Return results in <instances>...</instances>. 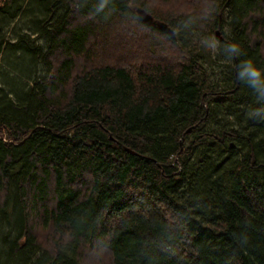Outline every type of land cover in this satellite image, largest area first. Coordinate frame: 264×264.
<instances>
[{
  "label": "trees",
  "instance_id": "16d2710c",
  "mask_svg": "<svg viewBox=\"0 0 264 264\" xmlns=\"http://www.w3.org/2000/svg\"><path fill=\"white\" fill-rule=\"evenodd\" d=\"M209 1L0 0V264H264V0Z\"/></svg>",
  "mask_w": 264,
  "mask_h": 264
},
{
  "label": "clouds",
  "instance_id": "9594fccd",
  "mask_svg": "<svg viewBox=\"0 0 264 264\" xmlns=\"http://www.w3.org/2000/svg\"><path fill=\"white\" fill-rule=\"evenodd\" d=\"M105 3L106 0H101L100 10L103 9ZM210 47L215 51L218 48V44L216 42H212ZM224 49L230 57L241 55V50L237 44H228L224 47ZM237 78L245 82L249 87L264 84V70L255 66L252 61L246 60L241 62L238 66ZM256 99L259 101L261 98L256 96ZM258 110L259 109H254L250 113V117L253 118Z\"/></svg>",
  "mask_w": 264,
  "mask_h": 264
},
{
  "label": "rangeland",
  "instance_id": "374dc122",
  "mask_svg": "<svg viewBox=\"0 0 264 264\" xmlns=\"http://www.w3.org/2000/svg\"><path fill=\"white\" fill-rule=\"evenodd\" d=\"M148 5L153 7V10L157 14H166L168 16H175L179 14V8L176 6V4L181 5L180 2H182L186 7H182L185 9H189L190 11H193L195 9L202 8L205 2L207 1L206 6H208L211 2L209 0H146ZM205 6V7H206ZM140 7V6H138ZM183 10L182 12H184ZM200 10H195L194 13L197 14ZM210 18H213V15H210L207 18H204V20H209ZM214 38L216 37V34H213ZM215 42V41H213ZM219 46V42H216ZM37 235L39 238L45 237L44 230L41 228V226L38 224L37 225ZM96 264H104L103 262L101 263L100 261H96Z\"/></svg>",
  "mask_w": 264,
  "mask_h": 264
},
{
  "label": "water",
  "instance_id": "95a60500",
  "mask_svg": "<svg viewBox=\"0 0 264 264\" xmlns=\"http://www.w3.org/2000/svg\"><path fill=\"white\" fill-rule=\"evenodd\" d=\"M136 15H137L138 19L141 22H143L144 24L158 27L161 30L167 32L174 40L176 39V35H175L174 30L166 22L154 19V17L148 11H146L144 8L137 7L136 8ZM215 34L219 40L223 39V37L220 35L219 29H216Z\"/></svg>",
  "mask_w": 264,
  "mask_h": 264
}]
</instances>
